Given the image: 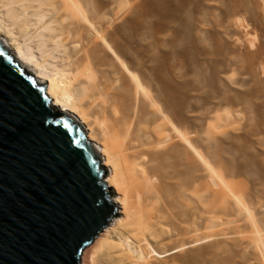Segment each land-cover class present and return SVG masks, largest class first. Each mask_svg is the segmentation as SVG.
<instances>
[{"label": "rangeland", "instance_id": "rangeland-1", "mask_svg": "<svg viewBox=\"0 0 264 264\" xmlns=\"http://www.w3.org/2000/svg\"><path fill=\"white\" fill-rule=\"evenodd\" d=\"M76 1L203 158L171 131L161 148L173 158L168 167L154 163L162 177L151 180L149 202L118 227L117 205L109 240L134 264H264V0ZM73 37L80 39L74 48ZM69 38L65 51L46 45L47 64H66L67 54L94 40L76 28ZM99 46L92 50L102 61L95 75L132 94L130 76ZM85 124L101 143L92 119ZM97 239L81 264L127 262L99 250Z\"/></svg>", "mask_w": 264, "mask_h": 264}, {"label": "water", "instance_id": "water-1", "mask_svg": "<svg viewBox=\"0 0 264 264\" xmlns=\"http://www.w3.org/2000/svg\"><path fill=\"white\" fill-rule=\"evenodd\" d=\"M0 37V264H81L119 214L103 157Z\"/></svg>", "mask_w": 264, "mask_h": 264}, {"label": "bare ground", "instance_id": "bare-ground-1", "mask_svg": "<svg viewBox=\"0 0 264 264\" xmlns=\"http://www.w3.org/2000/svg\"><path fill=\"white\" fill-rule=\"evenodd\" d=\"M76 15L84 24L74 19ZM62 18H68V22L60 23ZM97 23L101 27V23ZM30 26L34 33L29 32ZM73 28L93 33L94 40L88 42V47H81L76 55L67 54L66 64H47L44 59L46 45L52 43L65 51ZM100 32L83 14L76 0H0V37L8 43L9 51L15 55L20 66L29 69L37 82H47L46 92L53 105L71 113L83 126L88 119H92L99 131L102 142L95 143V146L109 172L105 180L115 190L117 196L114 201L123 215L113 224L118 227L128 224L132 215L136 212L140 214L149 202L147 193L152 189L151 180L162 177L154 163L169 166L166 160L173 157L169 149L161 147L171 139V131L199 160L203 161V158L163 109L157 106L140 79L122 62L117 51L108 44L106 35ZM31 38L37 39L35 48L28 42ZM70 44L74 48L80 44V39L73 37ZM100 44L130 76L132 94L122 91L105 75H95L94 68L102 61L94 59L92 50H99ZM35 49L38 54L34 53ZM141 95L153 110L146 106ZM87 136L93 142L90 134ZM113 226L107 227L97 239L99 250L105 249L114 260L125 258L127 262L122 264H134L132 257L118 242L109 240ZM143 227L139 222L138 231L144 233ZM129 234L132 235V232Z\"/></svg>", "mask_w": 264, "mask_h": 264}]
</instances>
